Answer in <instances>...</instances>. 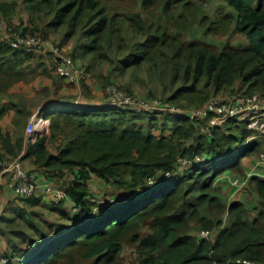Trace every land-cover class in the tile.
Listing matches in <instances>:
<instances>
[{
    "label": "trees",
    "instance_id": "16d2710c",
    "mask_svg": "<svg viewBox=\"0 0 264 264\" xmlns=\"http://www.w3.org/2000/svg\"><path fill=\"white\" fill-rule=\"evenodd\" d=\"M26 1L48 9L55 29L67 25L73 35L84 26L90 39L85 54L104 42L124 49L125 34L138 37L123 65L150 63L163 91L172 90L169 102L191 99L202 106L211 92L228 89L264 95V0H222L230 10L215 16L194 0H135L138 10L112 0ZM9 7L0 4V11L8 15ZM234 34L246 44L226 40L218 47L207 41L210 35ZM35 58L0 42V92L21 82L24 64ZM87 71L82 103L44 107L39 115L50 120V138L38 137L21 157L26 169L39 172L41 183L64 189L69 201L50 204L48 213L56 220L32 210L49 206L43 193L14 196L11 202L21 206L11 205L14 216L2 219L15 227L4 234L18 238L3 256L8 264H124L127 246L134 248V264H264V178H249L259 198L255 217L240 199L228 203L216 184L228 171L244 176V160L264 154V137L251 139L255 131L236 120L204 134L208 119L102 105L106 99L93 104L84 84ZM9 109L0 107V167L24 147L21 135L12 142L2 130ZM16 113L18 126L29 114L20 108ZM179 158L192 163L180 168ZM93 184L103 188L100 196L91 191Z\"/></svg>",
    "mask_w": 264,
    "mask_h": 264
},
{
    "label": "rangeland",
    "instance_id": "374dc122",
    "mask_svg": "<svg viewBox=\"0 0 264 264\" xmlns=\"http://www.w3.org/2000/svg\"><path fill=\"white\" fill-rule=\"evenodd\" d=\"M115 3H118L121 7L127 8L129 7L131 10H138L137 4L135 0H112ZM197 5H202L206 9V13L212 16L218 15L221 12H226L230 10L228 5H225L222 0H194ZM0 4L10 5L11 7L6 8L8 11V15H5L3 11H0V24L4 27L3 30H0V34H13L14 32H18L23 28H28V31H33L35 33L41 34L43 37L53 40L58 43L61 47H63L64 51L73 57V53L76 51V61L81 66L83 71H87L86 68L88 65H92L91 70L87 71L86 79L84 84H86L90 88L91 98L88 101L93 102L96 100V95H100L101 98L108 100L107 88L112 85H117L124 93L129 95H134L142 98H154V99H163L170 97L172 90L168 89L163 91V85L159 80L158 76L155 72L152 73L151 68H149L150 63L145 62L140 66L134 67H125L123 62L125 58L129 56L130 50L132 49L133 43L138 41V37L132 36L131 34H125L123 39L124 49H118L117 46L114 48H109L107 43L104 42V46L100 47L98 51L93 53L85 54L83 47L90 43V39L85 35L86 28L80 25L77 28V31L73 35H69V27L64 25L58 29H55L51 26V21L53 20V14L48 11V9L44 7H40L39 9L32 8L26 0H0ZM226 8H224V7ZM196 32V28H195ZM199 34V33H198ZM69 35V36H68ZM229 40L231 45L238 46L246 44V38L241 34H234L231 37L228 36H208L207 41L213 44H216L218 47L224 41ZM105 53L108 58L103 59L101 55ZM84 57H83V56ZM39 56V55H38ZM53 66L51 65L48 58L40 56L38 59L31 60L30 62L24 64L23 70V80L29 81L28 88L26 93L21 94L16 93L15 97L20 96L22 99L21 105L17 107L26 111L28 109L27 106L36 105V102L42 98L48 101L51 97H57L59 102H73L76 104L75 100H71V98H77L73 94L74 86L71 84H67L60 79L58 76L54 75ZM56 78V79H55ZM167 82V80H166ZM169 82V81H168ZM35 83V87L34 84ZM112 83V84H111ZM53 84V88H52ZM82 82L80 83L81 87ZM59 87L64 89H69L68 93H59ZM246 88V87H245ZM236 87L234 90H237ZM244 91V90H243ZM97 92V94L95 93ZM8 92L4 91L0 93V107L6 105H12V100L9 101V95H6ZM79 98H83L85 96V91H83L82 87L79 91ZM211 92V97L223 98L226 97L227 94H238L232 92L231 89H228L225 93L215 94ZM240 95V94H239ZM254 95H262L261 92H258ZM12 96V95H10ZM86 98V97H85ZM209 98V99H210ZM83 100V99H82ZM179 102V101H178ZM192 100H181L176 104L172 103V105L181 107L183 109H194L202 107L198 104H192ZM44 104H47L44 103ZM182 105L190 106L185 107ZM261 107H264V101L260 103ZM48 106V105H45ZM261 120L264 121V116L261 117ZM235 121V120H231ZM230 121V122H231ZM238 123H242L241 121H237ZM27 125V124H26ZM248 127V126H247ZM21 129V127H20ZM248 129H250L248 127ZM50 133V132H49ZM261 154L257 157L259 158ZM252 160H255L256 156L250 157ZM257 159V158H256ZM229 172V171H228ZM244 179V176L234 175L231 179ZM227 181V180H226ZM217 187L222 195V197L226 200L229 197L233 200L240 199L245 202L246 206L249 209L251 217H255L256 213L254 212V207L259 202V198L256 196L255 188L248 182L245 186L241 188H232L231 185L227 186L226 194H225V186L221 182L219 183V179L216 182ZM103 188L93 184L91 187V191L95 193V195H101ZM92 192V193H93ZM93 193V194H94ZM13 199L12 196H7V189L5 184L0 185V234L1 232L5 233V231H12L15 229L13 225H5V222L2 221L4 216H14L12 213L7 212L10 209L11 205L21 206L20 203L11 202ZM231 202V201H230ZM70 202H66L65 205L71 206ZM64 205V206H65ZM65 206V207H67ZM68 208V207H67ZM33 211L43 212V214L47 218H53L58 220L59 217L52 216L50 213L46 212L45 209L41 207L32 208ZM194 225V224H193ZM193 232L201 233L197 230H193ZM215 235V231L212 232ZM16 234H14L15 236ZM1 236V235H0ZM3 237V236H2ZM8 237V236H6ZM214 237V236H212ZM1 238V237H0ZM8 241V239H6ZM1 258V257H0ZM136 259V255L134 253V248L131 246H127L124 253L122 254V260L124 264H134ZM77 264H88L86 262L79 261Z\"/></svg>",
    "mask_w": 264,
    "mask_h": 264
},
{
    "label": "built area",
    "instance_id": "2783aa9c",
    "mask_svg": "<svg viewBox=\"0 0 264 264\" xmlns=\"http://www.w3.org/2000/svg\"><path fill=\"white\" fill-rule=\"evenodd\" d=\"M3 29L4 27L0 24V30ZM0 42L13 49L48 58L58 77L71 84L80 85L83 69L71 55L64 51L63 47L53 40L27 30L25 33L14 32L11 35H1ZM107 95L108 100L102 105H118L130 109L159 112L160 114H186L192 120L197 121L208 119V125L202 128L204 134H210L211 127L222 126L231 120H236L246 123L250 129L255 131V135L251 139L264 137V121L261 120V117L264 116V107L260 105L264 101V97L261 95L227 94L223 98L212 97L202 107L194 109H183L163 99L129 95L117 85L109 86ZM49 127L50 120L37 114L33 115L26 127L27 141L33 142ZM260 159L264 162V154L260 155ZM178 163H180V168L188 167L192 160L179 158ZM250 176L248 175L244 179H233L231 184L234 188H241L245 186ZM3 183L14 196L33 197L43 193L47 199L55 204L69 201L64 189L50 183H41L37 172L26 169L23 166L21 156L3 159L0 167V185ZM200 235L204 239H210L211 232L201 231ZM0 264H8V259L1 257ZM243 264L257 263L244 261Z\"/></svg>",
    "mask_w": 264,
    "mask_h": 264
},
{
    "label": "crops",
    "instance_id": "0c3cea01",
    "mask_svg": "<svg viewBox=\"0 0 264 264\" xmlns=\"http://www.w3.org/2000/svg\"><path fill=\"white\" fill-rule=\"evenodd\" d=\"M0 36H1V34H0ZM38 57H40V56H37L36 55V58L35 59H38ZM53 74L56 75L55 72ZM60 79H62V78H60ZM63 81L65 83H67V84L69 83V82H67L64 79H63ZM28 82L29 81L21 80V82H18L17 84L12 85L11 88L6 91V92H8L6 95H9L8 98L11 97V98H9V101H10V99L12 100V103H13L12 105H14V107L13 106H10V109L8 110L7 114L4 116V118L1 121V126H2V130H3L4 134H10L11 137H12V142H14V138H16L17 136H20L21 135V137H23V139H24L23 140L24 147H23V150L21 151V153L19 155L21 157L23 156V154L25 152V147L29 143H35V141L37 140L38 137L47 136L48 137V140L50 138V133H49L50 132V129H49L50 127H49L46 132H44L42 135L38 136L33 142H28L27 139H26V127L28 125V122H29L30 118L33 115H35V114L39 115L40 111L44 107H46L45 105H50V104H53V103H62V102H59L61 99L58 100L57 97H53V98L51 97L48 101H46L44 98L38 100L36 102V105H33L31 107L30 106H27L28 109H26V113L29 114V115L27 116V118H24L23 121H25V122H23L22 124H19L17 126L15 124L16 123V119L18 118L17 117L16 110L18 108L17 106L18 105H21L22 101H20V100L22 98L20 96H18L16 98L15 97V94L16 93H19L23 97V94L26 93L27 90H29V88H28ZM33 84H34V87H35V83H33ZM69 84H71V83H69ZM71 85L74 86V89H75L73 91V94L75 96H77V98H71V100H75L76 101V104L82 103L81 101H82L83 98H81V99L79 98V96H80L79 91L81 89L80 85H78V84H71ZM52 88H53V84H52ZM68 91H69V89H64V88L59 87V93L60 94L68 93ZM0 93H2V92H0ZM95 93L97 94V92H95ZM10 95H12V96H10ZM95 99L96 100H94L91 103H93V104H100V103H103V101H104V99L101 98V93H100V95L99 94L96 95V98ZM46 102H47V104H44ZM0 103H1V101H0ZM67 103L75 104L73 102H67ZM15 106H16V108H15ZM20 127H21V129H20ZM256 158H254L255 160H252V158H247V159L244 160V162H243L244 163V169H245V175H244V177H247L248 175H251V176L256 175V176H259V177L264 178V162L261 161L260 157L259 158L256 157ZM28 167L30 168V165H28ZM31 169L34 170V171H36V169L34 167H31L29 170H31ZM36 172L38 174L39 180H42L41 176L39 175V172L38 171H36ZM234 175H236V173H234L232 171H229V172H225L223 175H221L218 178L219 179V183L221 182L225 186L224 191L227 189V186L228 185H231V179H232V177ZM231 187L233 188V186H231ZM225 194H226V191H225ZM7 196H12L14 198V195L8 189H7ZM230 197H229V200H228V198L226 199V201L228 203H230V201H232V199ZM47 200H48L47 202L49 203V206L41 207V208L47 210L46 212H48V210L51 208L50 204L53 203L49 199H47ZM65 206H67V205H65ZM7 212H9V211H7ZM225 220H226V216H225ZM0 235H1L0 236L1 237L0 238V257H3L4 254H5V251L7 250L8 246H9V244L12 241H18V238H17L16 235L14 236V234H12V236L9 237L8 235H5L3 232H1ZM6 236H8V237H6ZM6 239H8V241H6Z\"/></svg>",
    "mask_w": 264,
    "mask_h": 264
}]
</instances>
